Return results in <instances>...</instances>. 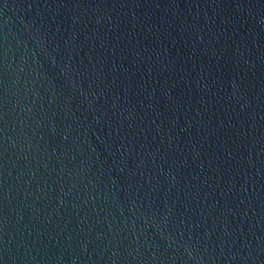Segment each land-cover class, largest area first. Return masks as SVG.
<instances>
[{
  "label": "water",
  "instance_id": "1",
  "mask_svg": "<svg viewBox=\"0 0 264 264\" xmlns=\"http://www.w3.org/2000/svg\"><path fill=\"white\" fill-rule=\"evenodd\" d=\"M0 264H264V0H0Z\"/></svg>",
  "mask_w": 264,
  "mask_h": 264
}]
</instances>
